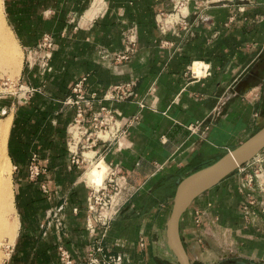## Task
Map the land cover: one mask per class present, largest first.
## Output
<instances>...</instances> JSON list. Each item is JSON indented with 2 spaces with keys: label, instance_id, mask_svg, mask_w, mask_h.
<instances>
[{
  "label": "crops",
  "instance_id": "obj_1",
  "mask_svg": "<svg viewBox=\"0 0 264 264\" xmlns=\"http://www.w3.org/2000/svg\"><path fill=\"white\" fill-rule=\"evenodd\" d=\"M178 1H3L24 50L18 91L0 97V108L12 114L8 151L19 225L6 264H64L61 245L76 264H93L88 207L95 182L87 174L102 157L121 166L127 179L103 237L106 252L121 254L124 264H180L167 235L179 181L264 126V0H185L180 11L188 27L176 21L162 31L158 13ZM126 33L136 42L120 63L114 56L125 50ZM46 34L55 42L43 71L27 62V52ZM84 75L96 95L94 109L121 112L126 132L83 150L84 161L73 164L68 140L76 109L65 100ZM129 81H135L133 98L104 99L111 85ZM90 120L91 112L89 127ZM33 156L41 168L35 179ZM242 179L235 171L183 214L180 232L192 264H264V195L248 196ZM62 205L59 230L48 222ZM103 232L97 224L95 236Z\"/></svg>",
  "mask_w": 264,
  "mask_h": 264
},
{
  "label": "built area",
  "instance_id": "obj_2",
  "mask_svg": "<svg viewBox=\"0 0 264 264\" xmlns=\"http://www.w3.org/2000/svg\"><path fill=\"white\" fill-rule=\"evenodd\" d=\"M185 0L178 1L174 10L170 12H159L157 15L158 23L162 31H165L169 24L176 21L181 22L188 27V21L181 7L185 5ZM126 48L122 52L114 56L115 61L123 63L130 59L134 50L136 38L134 34L125 35ZM54 38L50 34H46L42 41L33 49L27 52V62L30 65L39 64L43 71L49 67V59L44 54L51 51L54 46ZM43 54V55H42ZM108 57V56H107ZM88 76L80 77L72 86L71 94L66 98L65 103L73 105L76 109L75 116L69 126L68 150L71 154L73 164H80L84 161L83 150L97 147L101 142L111 144L119 141L126 130L123 126L121 112L101 106L94 109L96 95L91 93L87 86ZM135 81L111 85L104 99L113 101H125L133 98ZM34 88L29 89L30 92ZM3 112H6L3 110ZM91 112V124L88 126V114ZM104 160L102 157L101 161ZM37 156H33L30 164V177L37 178L41 174V168L37 164ZM106 165V176L101 184H95L92 187L89 198V214L88 225L92 233V239L89 246L88 260L93 264H124V257L114 252H106L108 245L105 244L103 237L106 235L112 221L117 215L115 209L118 194L127 185V179L121 166L103 161ZM239 171L243 174L241 190L245 191L248 196H252V192L260 191L264 195V155L260 153L251 161L240 166ZM44 188H46L44 186ZM251 203H255V199L251 198ZM64 206H60L50 212L49 223H55L59 230L64 228V222L60 214ZM246 213L250 215V208L245 206ZM261 214L264 216V201L260 205ZM97 224L104 228L103 236H95ZM64 264H76L70 252L60 246Z\"/></svg>",
  "mask_w": 264,
  "mask_h": 264
},
{
  "label": "water",
  "instance_id": "obj_3",
  "mask_svg": "<svg viewBox=\"0 0 264 264\" xmlns=\"http://www.w3.org/2000/svg\"><path fill=\"white\" fill-rule=\"evenodd\" d=\"M263 149L264 126L213 164L179 181L174 207L167 222V235L170 247L180 264H192L180 232V222L185 211L199 196L233 174L240 166L251 161Z\"/></svg>",
  "mask_w": 264,
  "mask_h": 264
},
{
  "label": "bare ground",
  "instance_id": "obj_4",
  "mask_svg": "<svg viewBox=\"0 0 264 264\" xmlns=\"http://www.w3.org/2000/svg\"><path fill=\"white\" fill-rule=\"evenodd\" d=\"M3 16L4 15H2L0 7V59L5 60L6 58L5 62H7V64L15 66L16 63L11 57L12 53L10 51L11 48L16 49L15 41L17 40L15 39L13 33H10L8 27L6 28L5 19ZM4 114L5 117L0 119V243L4 238L7 237L10 238L11 241H9L12 242L16 228L18 226L16 219L17 217L13 218L15 215H13V212L15 211L12 182L13 165L7 152V136L11 126L12 114H7V112ZM103 173H106L105 163L103 161H93L91 169L87 175L92 182H95L94 184H101L104 179ZM6 240L8 242V239Z\"/></svg>",
  "mask_w": 264,
  "mask_h": 264
},
{
  "label": "rangeland",
  "instance_id": "obj_5",
  "mask_svg": "<svg viewBox=\"0 0 264 264\" xmlns=\"http://www.w3.org/2000/svg\"><path fill=\"white\" fill-rule=\"evenodd\" d=\"M3 1L4 0H0V2H1L0 7H1L2 15H4L3 18L5 19V25H6V28L8 27V30L10 31V33H13V32H11L12 30L10 29V27L7 24V20H6V17H5V12H4ZM14 37H15V35H14ZM16 42L17 41H15V48L16 49H12L11 48V51H10L12 53L11 57L15 60L16 65L12 66L10 64H7V62H5L6 58H5V60L0 59V97L6 98V97H9V96H13V94L18 91V89H19L18 87H20V85H21L20 84V79H19V76H20L19 74L21 72V69H22V66H23V62H24V50H23L22 46H20L19 43H16ZM4 117H5V114H4L3 110L0 108V119H2ZM8 137H9V133H8V136H7V152H8V155H9V151H8ZM238 170L239 169H237L236 171H238ZM104 171H105V167H104ZM103 174H104V179H105L106 173H103ZM12 182H13V191H15L14 181H13V172H12ZM15 207L16 206H15V201H14V208ZM13 215H14L13 218L16 217V215H17L16 208H15V211L13 212ZM16 229H17V233H18L19 225H18V228H16ZM15 237L17 238L16 232L14 234V239L12 240V242H10L11 239L7 237V238H4L2 240V242L0 243V251H1L0 252L1 253V261L0 262H1V264H6V261L10 257V253H11V250H12V247H13V244H14L13 242H15L14 240L16 239ZM6 239H8V242H7Z\"/></svg>",
  "mask_w": 264,
  "mask_h": 264
}]
</instances>
